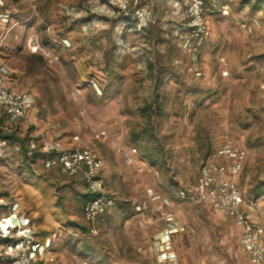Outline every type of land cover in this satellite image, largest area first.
Masks as SVG:
<instances>
[{
  "label": "rangeland",
  "instance_id": "obj_1",
  "mask_svg": "<svg viewBox=\"0 0 264 264\" xmlns=\"http://www.w3.org/2000/svg\"><path fill=\"white\" fill-rule=\"evenodd\" d=\"M190 1L4 0L11 20L1 22L0 55L13 89L34 95L41 127L65 142L79 135L99 151L116 199L96 233L81 229L74 195L83 193L82 175L46 169L41 157L29 162L23 148H8L0 204L18 202L37 242L52 238L37 264H155L144 244L163 229L157 208L164 200L179 223L173 243L182 264H247L234 221L176 191L194 185L200 165L232 142L247 150L244 194L264 196V0H203L211 8L203 42L189 28ZM32 38L43 51H30ZM39 136V144L50 141ZM17 235L0 234V259Z\"/></svg>",
  "mask_w": 264,
  "mask_h": 264
},
{
  "label": "built area",
  "instance_id": "obj_2",
  "mask_svg": "<svg viewBox=\"0 0 264 264\" xmlns=\"http://www.w3.org/2000/svg\"><path fill=\"white\" fill-rule=\"evenodd\" d=\"M35 2L36 0H31ZM0 0V26L4 20L9 22L10 17L4 14ZM37 6L33 5L36 11ZM210 8L202 0H191L188 6L190 29L197 40H203L210 34L206 16ZM220 11L229 15L228 6L223 5ZM3 29L0 27V47L4 42ZM32 53L43 51L38 38L29 42ZM10 69L0 55V118L4 119L1 128L6 130L20 129L22 126L35 125V134L39 136L38 125L32 114L36 105V98L26 91L13 89L10 79ZM72 146L64 147L56 139L44 141L41 150L46 153L56 152L55 156L47 157L43 163L46 169L59 168L65 174L82 175L86 190L92 194L91 199L84 207V219L90 226V231L96 233L97 225L105 220L107 213L116 206V199L106 187L103 177L105 160L99 151L84 144L79 135L72 138ZM8 142L0 139V155L2 156ZM37 148L36 143L31 144ZM138 157L136 149L125 158L127 163L133 164ZM247 159L245 147L228 142L221 145L213 157L200 165L198 178L194 185L187 188H178L176 195L179 200L190 204L206 205L214 212L225 214L241 230L240 247L247 260V264H264V196L248 198L240 186L241 174ZM156 172L155 168H150ZM159 174V173H157ZM150 199L157 198L154 190H148ZM165 205L171 202L165 200ZM165 226L155 241L156 264H182L175 249L173 237L180 231L179 223L167 210L161 211ZM16 219V224H9L10 219ZM17 233V242L8 243L4 248V256L0 264H37L38 258L50 250L52 238L46 237L44 242H37L31 219H24L19 214L18 204L14 205L12 214L3 217L0 221V234L8 238ZM11 238V237H10ZM1 256V255H0Z\"/></svg>",
  "mask_w": 264,
  "mask_h": 264
},
{
  "label": "trees",
  "instance_id": "obj_3",
  "mask_svg": "<svg viewBox=\"0 0 264 264\" xmlns=\"http://www.w3.org/2000/svg\"><path fill=\"white\" fill-rule=\"evenodd\" d=\"M3 2H4V0H3ZM203 3H205L209 7V5L206 2H203ZM4 5L1 6L2 10L4 9ZM220 8H221V6H220ZM190 30H192V29H190ZM145 108H152V105H147V107H145ZM148 111H145V114L149 118H151V114H149ZM3 121H4V119H2V122ZM36 129H37V127L35 125H30L28 127L22 126L20 129H16V130H12V131L6 130L4 128H1L0 129V139L7 141L8 142V146L6 147L3 155L2 156L0 155V158H5L7 156L8 148H10L12 145L15 146L16 148L19 147V149L23 148L25 150V152H27L25 154H26V159L29 162L32 161L33 163H35L38 157H41L42 158V162H43L47 157L55 156L56 152H52V153L49 154V153L43 152L41 150V147H42L43 143L41 142L39 144V140H42L43 137L42 136H37L35 134ZM32 143H36L37 144V148L36 149H32L31 148V144ZM147 156H148L147 157L148 160L150 161V163L152 165H156L157 164V160H155V157H154V155L151 152H149L147 154ZM43 165H44V163H43ZM30 169H31V173H34V169H32V167ZM54 170H57L58 172L63 174V172H61L62 170H60L59 168H56ZM84 186H85V184H84ZM0 197H1V194H0ZM79 197H80V201H81V204H82V202H87L89 199H91L92 194H90L88 192H84L82 194H79ZM16 204H18V202L10 203L9 206H8V204L7 205L0 204V209L3 208L2 210H5V215L8 216V215L12 214L14 205H16ZM7 206H8V208H7V211H6V207ZM0 213H1V211H0ZM105 218H106V216H105ZM102 222H105V220L102 221ZM85 223H86V221H85ZM81 229L90 231V226L86 223L85 226H81ZM34 236L35 237L38 236V233L34 232ZM4 239L8 240V241H11V239H13V238H9L8 237V238H4Z\"/></svg>",
  "mask_w": 264,
  "mask_h": 264
},
{
  "label": "crops",
  "instance_id": "obj_4",
  "mask_svg": "<svg viewBox=\"0 0 264 264\" xmlns=\"http://www.w3.org/2000/svg\"><path fill=\"white\" fill-rule=\"evenodd\" d=\"M37 108L36 107H34L33 109H32V114H33V116H34V118H35V120H36V122H37V125H38V133L39 134H41V135H47V136H49V138H48V140H53V139H56L57 137L55 136V135H53V134H51V130H49L51 127H50V125H49V128H43V127H41V124H40V121L38 120V117L36 116V110ZM39 121V122H38ZM54 133V132H53ZM62 134H61V136H60V138H57L56 140L58 141V143H60V144H62L64 147H70V146H72V144H73V142H72V139H70V141L69 142H65V140L63 141L62 140ZM136 160L137 159H135V162L134 163H136ZM105 167H106V165L104 166V169H103V177H104V179H105V176H104V171H105ZM83 179V178H82ZM80 187H82V191H83V193L84 192H87V190H86V187L84 186V182H83V180H82V185H80ZM111 193V192H110ZM74 198H75V200H77V202L78 203H81V201H80V197H79V195H77V194H75L74 195ZM75 200H74V202H75ZM165 201V200H164ZM162 202V204L160 205V207H158L157 208V211H159V213L161 212V211H169V212H171L170 211V209H169V207L170 206H167V205H165V202ZM85 205H86V202H82V204L80 205L81 206V208L83 207V217H84V207H85ZM206 206V205H205ZM208 207V206H207ZM22 209V208H21ZM20 208H19V214H20V216L21 217H23L24 219H30L28 216H24L23 214V212H22V210H21ZM81 216H82V214H81ZM163 220V219H162ZM58 221H60L61 223H64V222H67L68 221V219L64 216L61 220H59L58 219ZM160 225V224H159ZM166 224H165V220H163V223H162V226H163V228H164V226H165ZM31 226H32V228H33V230H34V232H36V229L34 228V226L32 225V221H31ZM146 227V226H145ZM145 227H142L141 229L144 231V232H146L147 230H146V228ZM145 228V229H144ZM163 230V229H162ZM161 233V232H160ZM160 233H159V235H157V237H156V240L159 238V236H160ZM47 237H50V236H47ZM37 238V237H36ZM46 238V237H45ZM155 240V241H156ZM42 242H44V240L42 241ZM152 242H154L153 241V238H152V240L151 239H149V240H147V242L144 244L145 245V248H148L149 247V249L147 250V253L148 254H150V256H152L153 258H154V260H155V257L156 256H154V252H155V247H152L153 245L155 246V244H156V242L154 243V244H151ZM152 245V246H151ZM151 251V252H150ZM147 254V255H148ZM155 264H156V262H155Z\"/></svg>",
  "mask_w": 264,
  "mask_h": 264
},
{
  "label": "bare ground",
  "instance_id": "obj_5",
  "mask_svg": "<svg viewBox=\"0 0 264 264\" xmlns=\"http://www.w3.org/2000/svg\"><path fill=\"white\" fill-rule=\"evenodd\" d=\"M16 221L17 220L13 218V219H10L8 223L11 224V225H15Z\"/></svg>",
  "mask_w": 264,
  "mask_h": 264
}]
</instances>
